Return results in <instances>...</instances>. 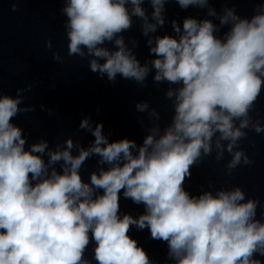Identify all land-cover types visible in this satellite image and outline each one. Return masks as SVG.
<instances>
[{
	"label": "clouds",
	"instance_id": "9594fccd",
	"mask_svg": "<svg viewBox=\"0 0 264 264\" xmlns=\"http://www.w3.org/2000/svg\"><path fill=\"white\" fill-rule=\"evenodd\" d=\"M19 2L12 0L11 11ZM60 2L67 55L86 60L112 85L119 77L147 88L151 75L157 89L166 86L171 114L165 122L149 100L136 102L141 143L110 140L102 121L82 114L77 133L94 138L87 146L76 133L29 144L13 121L35 111L25 103L33 85L15 96L0 90V264H160L132 238L133 228L166 245L163 264H264L258 197L239 185L217 188L211 179L198 194L185 187L213 153L217 163L230 157L228 177L254 163L241 142L249 132L264 134L253 115L264 94V2H255L251 17L241 16L233 0ZM172 3L196 9V16L169 21ZM168 24L172 32L161 35ZM136 25L149 51L143 62L139 40L124 35ZM45 47L52 50L51 39ZM52 59L63 63L59 51ZM91 159L96 168L86 181L82 170ZM121 196L143 212H121Z\"/></svg>",
	"mask_w": 264,
	"mask_h": 264
}]
</instances>
